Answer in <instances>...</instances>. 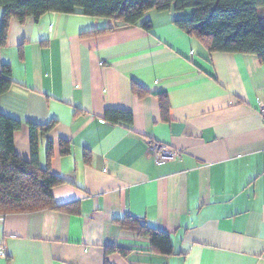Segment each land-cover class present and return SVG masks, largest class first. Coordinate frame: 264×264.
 Masks as SVG:
<instances>
[{
    "label": "crops",
    "instance_id": "0c3cea01",
    "mask_svg": "<svg viewBox=\"0 0 264 264\" xmlns=\"http://www.w3.org/2000/svg\"><path fill=\"white\" fill-rule=\"evenodd\" d=\"M179 15L148 11V29L79 13L9 22L0 68L13 83L0 113L21 123L24 160L28 123L57 120L50 169L62 183L50 192L73 212L0 213V264H264V63L208 50ZM108 110L131 123L108 122ZM149 141L182 155L156 164ZM132 220L167 236L170 252Z\"/></svg>",
    "mask_w": 264,
    "mask_h": 264
},
{
    "label": "trees",
    "instance_id": "16d2710c",
    "mask_svg": "<svg viewBox=\"0 0 264 264\" xmlns=\"http://www.w3.org/2000/svg\"><path fill=\"white\" fill-rule=\"evenodd\" d=\"M0 46L6 42L9 22L23 23L28 19L37 21L48 13L75 14L112 18L120 26L141 25L151 27L144 19L148 11H172L184 17L173 22L191 36L207 46L210 51L256 55L264 63V0H0ZM108 29L96 30V33ZM93 32V33H95ZM10 66L0 68V95L12 85ZM138 96L144 92L134 87ZM159 106L164 120L168 107L164 96H159ZM104 118L110 123H131L132 115L124 110H108ZM57 124L29 122L30 158H20L14 147V133L21 123L0 113V213L30 212L41 209H59L73 212L69 204L57 205L51 196V188L62 183V179L50 169L53 143L49 133ZM46 156L40 162V147ZM60 154L70 153V142L59 141ZM139 235H147L151 244L159 251L169 253L168 237L136 220L130 221ZM113 250V249H107Z\"/></svg>",
    "mask_w": 264,
    "mask_h": 264
},
{
    "label": "built area",
    "instance_id": "2783aa9c",
    "mask_svg": "<svg viewBox=\"0 0 264 264\" xmlns=\"http://www.w3.org/2000/svg\"><path fill=\"white\" fill-rule=\"evenodd\" d=\"M50 29L52 27L50 26ZM259 114L264 120V105H259ZM148 144V154L151 158H153L154 162L156 164L164 163L168 161L174 160L176 157H180L182 155V152L180 150L174 149L170 146L161 144L159 142H147ZM0 255L4 256V251L2 248H0Z\"/></svg>",
    "mask_w": 264,
    "mask_h": 264
},
{
    "label": "clouds",
    "instance_id": "9594fccd",
    "mask_svg": "<svg viewBox=\"0 0 264 264\" xmlns=\"http://www.w3.org/2000/svg\"><path fill=\"white\" fill-rule=\"evenodd\" d=\"M52 27V26H51ZM50 29V28H49ZM51 30V29H50Z\"/></svg>",
    "mask_w": 264,
    "mask_h": 264
}]
</instances>
